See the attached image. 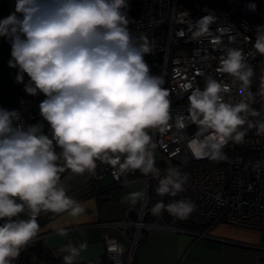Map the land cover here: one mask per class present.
Instances as JSON below:
<instances>
[{
  "label": "clouds",
  "instance_id": "clouds-1",
  "mask_svg": "<svg viewBox=\"0 0 264 264\" xmlns=\"http://www.w3.org/2000/svg\"><path fill=\"white\" fill-rule=\"evenodd\" d=\"M128 7V0H14V11L0 19V37L11 46L8 65L26 93L43 94L40 115L49 126L46 133L42 124L26 125L20 112L0 108V264H13L35 244L42 214L76 219L86 212L68 195L65 173L69 179L92 176L99 162L116 177L150 176L160 197L186 191L187 173L156 164L150 130L173 126L172 102L163 75L153 74L145 60L152 44L129 29ZM215 21L209 14L191 22L190 39L208 35ZM253 49L264 56V26L255 31ZM216 72L230 82L207 75L203 88L186 84V114L174 117L181 134L195 125L193 134L181 137L195 159L224 160L225 148L243 143L249 130L264 137V110L253 107L257 96L264 99V68L254 93L256 73L247 55L225 46ZM234 92L239 99H232ZM145 195L129 192L122 203L135 206ZM195 209L183 198L159 200L150 212L185 220ZM53 230L69 235L62 225ZM87 248V241L77 246L68 240L60 249L62 264H78Z\"/></svg>",
  "mask_w": 264,
  "mask_h": 264
},
{
  "label": "built area",
  "instance_id": "built-area-1",
  "mask_svg": "<svg viewBox=\"0 0 264 264\" xmlns=\"http://www.w3.org/2000/svg\"><path fill=\"white\" fill-rule=\"evenodd\" d=\"M128 4L129 29L135 36H146L152 44L154 50L145 60L153 74L163 75V87L169 91L172 102L170 124L173 126L164 131L150 130L157 145V167L163 171L176 166L189 176L186 191L175 198L164 197L168 198L166 203L171 199H191L196 209L185 219L191 228L171 225L162 216H153L148 194L150 186L155 189L157 181L140 175L142 191L146 193L144 200L126 208L119 219L98 222L102 227H114L125 240L103 233L107 264H132L138 241L153 228L168 227L198 237L209 236L210 226L217 223L264 230V137L257 136L254 129L249 130L243 143L225 148L224 160L211 161L195 159L187 149L186 140L181 138L193 134L195 125L183 134L174 127L175 115L186 114L190 94L185 91L186 84L203 88L207 75L230 82V77H221L216 72L225 46L244 51L256 73L251 90L254 93L258 90L264 56L254 53L253 44L257 27L264 26V0H128ZM209 14L216 17L210 33L199 41L191 40L188 25ZM22 84L16 82L7 91L10 110L20 112L26 125L42 124L47 133L49 126L39 109L45 97L23 94L17 90ZM232 99H239L235 92ZM253 107L264 110V99L257 96ZM257 162L261 163L253 167ZM106 174L120 185L127 183V175L116 177L110 166L99 162L94 175L85 174L80 179L82 184L93 187ZM256 263L264 264V257Z\"/></svg>",
  "mask_w": 264,
  "mask_h": 264
},
{
  "label": "crops",
  "instance_id": "crops-1",
  "mask_svg": "<svg viewBox=\"0 0 264 264\" xmlns=\"http://www.w3.org/2000/svg\"><path fill=\"white\" fill-rule=\"evenodd\" d=\"M12 11L14 0H0V19L7 17ZM10 59L11 46L5 38L0 37V108L7 110H10L7 91L17 82V69L9 67ZM27 80L28 77L25 82ZM17 90L33 96L25 92L24 84L18 86ZM68 176V173L62 176L69 189L68 195L83 202L86 212L76 219L66 214L50 216L40 225L39 238L54 254H61L60 249L68 240L77 246L87 241L88 248L81 253L78 261L82 263L105 255L103 233L117 236L125 242L117 229L102 227L98 222L119 219L126 208L134 207L122 203V198L129 192L143 190V183L140 176L129 173L126 178L130 179L120 185L106 174L98 180L99 191L95 195L90 194L91 185L82 184L81 176L73 175L70 179ZM54 225L67 227L69 235H56ZM209 233V236L198 237L168 227L153 228L136 245L132 264H257L256 260L264 257V230L217 223L209 229Z\"/></svg>",
  "mask_w": 264,
  "mask_h": 264
},
{
  "label": "trees",
  "instance_id": "trees-1",
  "mask_svg": "<svg viewBox=\"0 0 264 264\" xmlns=\"http://www.w3.org/2000/svg\"><path fill=\"white\" fill-rule=\"evenodd\" d=\"M136 176H140L141 174L137 171L133 173ZM99 191V188L96 185H94L90 191V194H97ZM163 200L165 203L167 202V197H160L156 194L155 189L153 186H150L149 194H148V201L150 204H155L157 201ZM52 214H47L40 216L38 218V221L40 225L47 220ZM163 220L167 222L168 224L175 225V226H181V227H187L191 228L193 227L189 223H187L185 220H178L172 216H170L167 212L163 213L161 215ZM135 217V215H133ZM213 224L212 226H214ZM210 226V228L212 227ZM209 228V229H210ZM144 238L140 239L138 241H143ZM33 261V264H62V253L61 254H54L50 248L42 241L41 238L38 237L37 241L33 246L28 247L25 251L21 253V255L13 261V264H31ZM78 264H107L106 256H101L96 259L88 260L82 263Z\"/></svg>",
  "mask_w": 264,
  "mask_h": 264
},
{
  "label": "rangeland",
  "instance_id": "rangeland-1",
  "mask_svg": "<svg viewBox=\"0 0 264 264\" xmlns=\"http://www.w3.org/2000/svg\"><path fill=\"white\" fill-rule=\"evenodd\" d=\"M176 51H180V50H176ZM110 177H111V180L114 179L112 176H109L108 178H110ZM127 179L129 180L130 178H127ZM126 245L128 246V243L127 242H126Z\"/></svg>",
  "mask_w": 264,
  "mask_h": 264
}]
</instances>
